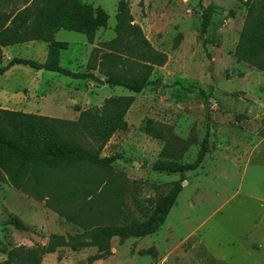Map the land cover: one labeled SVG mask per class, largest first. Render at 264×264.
<instances>
[{"label":"rangeland","instance_id":"374dc122","mask_svg":"<svg viewBox=\"0 0 264 264\" xmlns=\"http://www.w3.org/2000/svg\"><path fill=\"white\" fill-rule=\"evenodd\" d=\"M119 1L81 0L107 14L91 42L75 30L53 33L54 40L67 44L59 50V64L93 78L21 64L0 74L2 110L76 121L111 95L134 98L125 115L127 129L115 132L100 152L113 161L106 167L77 165L57 178L58 190L79 185L73 199L57 203L47 193L15 188L0 170V264L9 250L43 246L52 234L66 237L98 224L144 220L153 201L179 178L153 169V163L191 162L206 129L210 149L200 166L186 173L156 232L115 236L110 254L91 263L94 246L64 245L43 253L39 264H264V73L234 56L249 0H125L131 23L166 55L140 92L100 82L112 75L131 77L140 69L133 50L124 47L127 39L114 47L102 44L116 36ZM22 4L0 0V24ZM202 6L212 12L201 35ZM48 46L44 40L3 46L0 66L13 57L43 62ZM148 118L169 139L165 152V140L145 132ZM86 185L91 188L85 190Z\"/></svg>","mask_w":264,"mask_h":264},{"label":"trees","instance_id":"16d2710c","mask_svg":"<svg viewBox=\"0 0 264 264\" xmlns=\"http://www.w3.org/2000/svg\"><path fill=\"white\" fill-rule=\"evenodd\" d=\"M22 5L2 19L0 58L1 47L33 40L49 42L47 56L43 62L13 57L0 66V74L13 65L21 64L34 70H49L73 78H93L92 73L76 72L59 64V50L67 44L54 40L53 33L58 28L75 30L85 33L91 42L95 31L106 24V12L81 0H23ZM211 12L210 7L202 6L201 35L206 32ZM5 21L8 23L4 24ZM131 21L126 1L120 0L117 4L116 36L102 44L114 47L127 39L124 47L132 49L141 62L139 72L131 77L112 75L104 82L109 86H123L129 91L140 92L148 84L153 67L162 65L166 55L154 49ZM129 37H133L134 42L130 43ZM234 56L237 61H244L264 73V0H249L245 25L239 34ZM133 99V95H111L99 107L82 111L76 121L0 109V170L15 188L34 194L47 193L48 198L57 203L73 199L80 194L79 185L75 183L58 190L57 178L77 165L106 167L113 161L112 156H100V152L115 132L127 129L125 115ZM145 132L165 140L162 152L168 149L169 139L151 118L146 120ZM208 138L209 130L206 129L200 148L191 162L163 158L153 163V169L178 173L179 178L167 192L153 201L151 212L144 220L131 218L125 223L98 224L66 237L52 234L43 246L9 250L4 264H39L43 253L64 245L73 249L94 246L97 252L89 257L91 263L110 254V241L115 236L125 239L156 232L173 206L186 173L198 168L209 151ZM89 186L82 187L86 190L91 188ZM67 216L80 222L77 216Z\"/></svg>","mask_w":264,"mask_h":264},{"label":"water","instance_id":"95a60500","mask_svg":"<svg viewBox=\"0 0 264 264\" xmlns=\"http://www.w3.org/2000/svg\"><path fill=\"white\" fill-rule=\"evenodd\" d=\"M100 82L103 83L104 81H103V80H100ZM158 82H159V81H157V83H158ZM184 181H185V180H182V181H181V184L184 183Z\"/></svg>","mask_w":264,"mask_h":264}]
</instances>
